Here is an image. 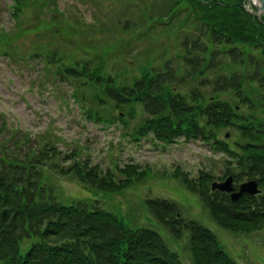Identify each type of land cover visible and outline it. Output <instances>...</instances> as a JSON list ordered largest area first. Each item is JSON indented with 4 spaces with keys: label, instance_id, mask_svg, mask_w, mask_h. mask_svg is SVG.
<instances>
[{
    "label": "trees",
    "instance_id": "16d2710c",
    "mask_svg": "<svg viewBox=\"0 0 264 264\" xmlns=\"http://www.w3.org/2000/svg\"><path fill=\"white\" fill-rule=\"evenodd\" d=\"M170 1L164 15L172 19L185 13L192 25V33L181 40L182 68L169 60L119 83L117 77L92 70L87 61L56 66L58 60L50 55L47 63L56 66L58 76L102 85L116 107L141 103L147 117L136 135L150 133L165 143L179 137L200 139L228 156L221 174L201 169L191 177L176 167L172 176L197 195L220 227L244 233L263 229L264 14L250 13L246 0ZM13 9L20 11L19 5ZM0 35L4 46L19 33L3 30ZM185 85L188 93L178 91ZM222 129L232 132L229 139L219 138ZM47 145L37 151L28 146L25 154L1 149L0 264H188L154 227L129 225L96 197L63 202L46 180V174L69 177L94 191L117 193L146 179L148 168L125 163L102 170L74 159L58 166L50 162L58 155L55 146L49 151ZM227 174L235 185L256 180L260 192L232 200L229 193L210 188ZM144 206L172 238L187 234L191 264H238L209 227L182 216L177 201L147 197Z\"/></svg>",
    "mask_w": 264,
    "mask_h": 264
},
{
    "label": "rangeland",
    "instance_id": "374dc122",
    "mask_svg": "<svg viewBox=\"0 0 264 264\" xmlns=\"http://www.w3.org/2000/svg\"><path fill=\"white\" fill-rule=\"evenodd\" d=\"M170 2L0 0V33H19L9 45L2 46L0 40V153L8 147L25 154L28 146L37 151L48 143L49 151L54 145L58 152L50 162L58 166L74 159L102 170L125 163L146 167L150 170L146 179L117 193L94 191L74 178L49 173L46 180L53 182L63 202L96 197L129 225L154 227L191 264L187 234L172 238L144 206L147 197L177 201L182 216L209 227L238 264H264V228L247 233L221 228L197 195L172 176L176 167L191 177H197L201 169L221 174L228 156L200 139L179 137L165 143L150 133L136 135L147 117L141 103L116 107L102 85L55 72L57 65L87 61L92 70L129 83L169 60L171 66L182 68L181 40L192 33L191 20L186 21L185 13L172 19L164 15ZM16 5L20 7L17 14ZM33 53L37 57H20ZM50 55L58 60L56 66L47 63ZM188 88L178 91L188 93ZM231 134L222 129L218 136L229 139ZM65 155L70 158L63 161Z\"/></svg>",
    "mask_w": 264,
    "mask_h": 264
},
{
    "label": "water",
    "instance_id": "95a60500",
    "mask_svg": "<svg viewBox=\"0 0 264 264\" xmlns=\"http://www.w3.org/2000/svg\"><path fill=\"white\" fill-rule=\"evenodd\" d=\"M250 1V0H248ZM264 0H259V4H255V12L256 14L264 13ZM232 184V177L227 176L223 181H214L211 184L212 189H218L221 191H231V198L233 200L237 199L240 195L243 193H251L254 194L259 191L257 188V182L255 180H247L239 184L238 189L236 191H233L234 188L231 185Z\"/></svg>",
    "mask_w": 264,
    "mask_h": 264
},
{
    "label": "bare ground",
    "instance_id": "6f19581e",
    "mask_svg": "<svg viewBox=\"0 0 264 264\" xmlns=\"http://www.w3.org/2000/svg\"><path fill=\"white\" fill-rule=\"evenodd\" d=\"M251 5L259 4V0H250Z\"/></svg>",
    "mask_w": 264,
    "mask_h": 264
}]
</instances>
